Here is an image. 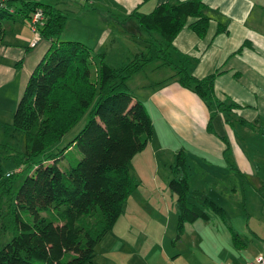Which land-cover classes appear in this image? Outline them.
I'll return each mask as SVG.
<instances>
[{
	"label": "trees",
	"instance_id": "1",
	"mask_svg": "<svg viewBox=\"0 0 264 264\" xmlns=\"http://www.w3.org/2000/svg\"><path fill=\"white\" fill-rule=\"evenodd\" d=\"M206 10L204 0L167 2L148 14L137 8L131 17L149 35L143 50L122 67L111 66L103 59L97 67L90 47L61 40L68 16L55 6L35 0H5L0 4V48L11 26L18 21L30 24L38 11L45 20L40 29L42 40L50 43L14 115L13 127L23 133L25 158L20 170L0 176L1 226L13 234L0 250V264L92 263L98 242L113 229L127 197L140 185L131 177V162L154 137L147 107L131 93L128 84L148 64L158 61L157 69L169 67L175 71L154 87L173 80L205 103L211 114L210 133L219 114L240 108L217 98L215 80L220 72L197 78L189 71L188 57L182 55L180 62L173 58L174 41L184 29H191L200 38L207 35L211 19ZM218 32L227 29L220 27ZM85 116L88 123L80 133L62 150L52 152ZM0 147L6 148L7 154L12 152L7 146ZM25 167L30 174L17 189L14 179ZM172 171L170 188L177 195L179 208L178 241L187 224L219 218L227 226L233 246L246 250L249 239L233 229L223 208L209 199L202 205L190 202V169L183 151L178 153ZM51 209L57 217L42 216L41 212ZM27 216L33 222H28Z\"/></svg>",
	"mask_w": 264,
	"mask_h": 264
},
{
	"label": "rangeland",
	"instance_id": "2",
	"mask_svg": "<svg viewBox=\"0 0 264 264\" xmlns=\"http://www.w3.org/2000/svg\"><path fill=\"white\" fill-rule=\"evenodd\" d=\"M35 1L41 2V0ZM44 1L48 2L50 0ZM117 12L110 11L108 14H102V12H87L83 15L69 14L65 33L61 36V40L86 43V46L94 47L96 51L102 48L101 53L104 54L106 49L103 47L109 39L108 32L109 35L112 33L110 42L119 37L120 57L116 62L112 58H107V62L114 67H122L133 59L131 55L138 48H141V51L144 46L134 45L131 42L129 33L116 32L118 30L115 27L116 23L124 25L123 19L118 20L120 14ZM130 20L129 26L124 25L126 28L133 25L139 28L135 18ZM15 26L16 30L28 28L22 22H18ZM124 26L122 27L126 29ZM141 30L139 37L142 40L148 39L149 35ZM9 31L10 29L7 32V40L13 41L14 39ZM31 33L33 35L32 43L34 34ZM154 36L161 40L159 35L154 34ZM43 42L41 40L40 44H43ZM102 54H94L95 60L97 59L95 61L97 67L100 66L102 59L104 60ZM114 54H116V50ZM158 67V61L150 63L143 71L137 73L128 81L131 93L137 99L142 101L144 97L143 84L156 85V83L165 81L172 73H175L172 68L161 67L157 69ZM19 101L20 99L15 92L6 97L0 95V145L7 146L12 151L7 154L6 148L0 147V176L4 177L9 173L20 170V162L26 155L23 133L13 127L14 115ZM221 114L225 122L228 121L230 125L232 124L234 138L230 137L234 141V154L228 152L227 159L223 161H204L202 156H188L189 182L193 191L190 202L202 205L206 199H209L223 208L233 229L241 237L249 239V254L255 255L254 249L257 246L260 247L261 240H264V121L252 127L241 123L242 118L239 112H223ZM87 123L88 116H85L61 142L51 149L52 152L62 150L80 133ZM236 152H243L246 158L237 156ZM239 163H243L245 168L244 177L236 170ZM21 170H24V172L14 179L17 189L20 188L24 179L30 174L26 167ZM165 170L163 168L158 176L159 188L152 191H146L145 186L142 185V179L136 176L134 182L140 185L127 197L123 214L113 229L100 239L95 248V257L92 263L88 264H124L125 261H127L125 264H130L127 260L128 255L134 253L138 254L147 264H164L162 258L166 254L169 256L180 255V262L185 264H199V262L200 264L209 262L223 264L245 260L244 254L247 251L239 252L232 247L231 234L219 218H215L212 222L199 220L193 224H187L183 236L178 241L179 208L177 195L174 193V209H172L173 206L169 204L170 195L167 194V189L171 190L170 181L173 177V171L169 169L170 173H168L169 171L165 172ZM163 181L166 183L165 186L161 184ZM150 183L156 184V176L146 175V184L149 185ZM41 214L47 218L57 217V212L52 209L49 212H41ZM158 215L162 216L163 219L156 217ZM154 217H156L157 223L152 221ZM25 218L28 222H33L31 216ZM1 225L0 221V250L13 237L12 232L3 230ZM99 225L102 226L100 223ZM255 234L259 238H256ZM118 242L122 243V250L116 252V254H110L109 249L114 243ZM262 243L264 244V242ZM233 253L235 257L230 258ZM110 258L114 262H110L108 260ZM33 264L41 263L35 262Z\"/></svg>",
	"mask_w": 264,
	"mask_h": 264
},
{
	"label": "crops",
	"instance_id": "3",
	"mask_svg": "<svg viewBox=\"0 0 264 264\" xmlns=\"http://www.w3.org/2000/svg\"><path fill=\"white\" fill-rule=\"evenodd\" d=\"M178 1L187 0H50L48 2L41 0L55 6L67 16L83 15L87 12L108 14L110 11H118L117 13L120 14L118 20L123 19L124 25L127 26L133 18L132 12L137 8L141 13L148 14L159 4ZM204 2L207 5L205 13L211 19L207 35L200 38L191 29H184L174 41L173 58L180 62L182 55L188 57L189 71L197 78H205L220 72L215 80L217 98L223 102L239 105L240 108L234 109V112L240 113L243 125L253 127L264 121V0H204ZM22 24L27 25L30 32L28 28L16 30L15 25L11 26L9 32L14 40H7L6 35L0 48V95L4 97L15 92L20 99L30 76L50 47V43L43 39V44L39 43L37 47L31 48L33 38L31 28L27 22ZM124 25L116 23L115 27L118 28L116 32L129 33L134 45L144 46L143 42L149 38L142 40L139 37L141 28L134 25L126 28ZM220 27L226 28L227 32L219 33ZM111 35L108 32L109 39L103 47L106 49L104 54L101 53L102 48L96 51L94 47L92 49L89 46L94 50V54H102L106 62L107 58H112L116 62L120 57L119 37L110 42ZM244 45L242 52L238 53ZM140 49L138 48L131 56L139 53ZM115 50L116 54H114ZM174 74L172 73L170 77ZM142 86L145 91L142 101L152 119L154 137L147 148L131 162L130 174L133 179H136V176L142 179L146 191L159 188L158 176L162 169H166L165 172L169 169L172 171L177 155L181 151L188 160V156L198 155L202 156L204 161H223L227 159V143H229L228 152L234 154V141L230 137L234 138L232 124L225 122L222 114H219L213 122L214 132L210 133L208 131L210 111L195 93L173 80L161 87H154L155 85L151 84ZM235 154L246 158L243 152ZM236 170L244 174L243 163H239ZM146 175L156 176V184L147 185ZM161 184L165 186L166 183L163 181ZM170 191L167 189V194L170 195L169 204L174 209L175 194ZM166 201L168 202V199ZM156 217L163 219L160 215ZM156 217L152 219L155 223H157ZM254 236L259 238L257 234ZM262 242L264 240H261L260 247L254 249L255 255L249 254V246L243 250L247 251L243 262L223 264H246L254 260L264 252ZM118 243L111 246L110 254L122 250V243ZM232 247L237 250L233 244ZM233 256L235 257L234 253L230 258ZM162 259L164 264H185L180 262V255L166 254ZM108 260L114 262L112 258ZM127 260L130 264H147L135 253L128 255Z\"/></svg>",
	"mask_w": 264,
	"mask_h": 264
},
{
	"label": "built area",
	"instance_id": "4",
	"mask_svg": "<svg viewBox=\"0 0 264 264\" xmlns=\"http://www.w3.org/2000/svg\"><path fill=\"white\" fill-rule=\"evenodd\" d=\"M5 0H0V4L4 3ZM44 16L41 11L34 13L30 19V28L34 34V41L31 43V48L38 46L42 40L40 29L44 25ZM246 264H264V252L257 256L253 261H250Z\"/></svg>",
	"mask_w": 264,
	"mask_h": 264
}]
</instances>
